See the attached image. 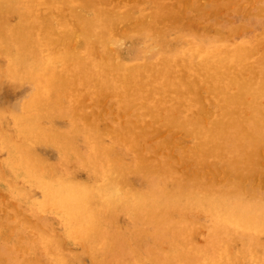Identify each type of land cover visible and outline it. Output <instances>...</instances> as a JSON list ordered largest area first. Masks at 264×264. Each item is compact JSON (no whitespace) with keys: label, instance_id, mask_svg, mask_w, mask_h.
I'll list each match as a JSON object with an SVG mask.
<instances>
[{"label":"bare ground","instance_id":"6f19581e","mask_svg":"<svg viewBox=\"0 0 264 264\" xmlns=\"http://www.w3.org/2000/svg\"><path fill=\"white\" fill-rule=\"evenodd\" d=\"M229 1L0 0V264H264V32L228 16L264 0Z\"/></svg>","mask_w":264,"mask_h":264},{"label":"rangeland","instance_id":"374dc122","mask_svg":"<svg viewBox=\"0 0 264 264\" xmlns=\"http://www.w3.org/2000/svg\"><path fill=\"white\" fill-rule=\"evenodd\" d=\"M135 1H139V2H146V1H149V0H115L116 3H118L120 6L124 7V5H127L125 8H128L130 7L131 9H134V11H137L138 10V6L137 5H131L132 3H135ZM183 0H164V4L167 5L170 10L169 11H165L164 12V15L165 17L168 16L169 17H172V15L176 14V12L178 11V7H180V4ZM194 5L196 6H200L202 5V3L205 1V0H190ZM231 1V0H230ZM229 1V2H230ZM248 0H238V2L240 4H244L246 3ZM218 6H219V2L218 1H215V5H210V4H206L205 7H206V10H210L212 12H217V9H218ZM228 7V6H227ZM229 8V7H228ZM230 9V8H229ZM175 12V13H174ZM178 13V12H177ZM256 14V9H253L251 10L248 14L246 15H243V16H250V17H253L254 15ZM212 16H215L211 19H217V18H221L222 15L221 14H210ZM229 18L231 20H234L235 24H239L241 22V26H242V29L238 30V36H240L241 39H245L247 36L249 37V35H251L252 33L254 32H259V33H262L264 32V29L262 26H258V27H253L252 29L249 28V32L247 31V27L245 26V21H241V15L240 14H237L235 13L234 14V17L233 16H230L228 15ZM206 21V19H203L201 22L204 23ZM234 22H230L229 25H223L222 26V29L229 33L230 32V26H232L234 24ZM218 34V33H217ZM72 35H76V33L73 32ZM170 36V35H169ZM173 38L172 34L169 38ZM172 40L174 41H177L178 39L177 38H173ZM248 42V41H247ZM179 42H173V44L177 45ZM71 46H75V43H72ZM27 87V86H26ZM26 87H23V88H19V87H16L15 85H13L11 82L9 81H6V86L0 90V103L7 109H11V108H17V104L15 102L16 98L17 99H20L21 96H23V94L25 93L26 91ZM109 97H113V96H109ZM115 97L114 99H110V102L112 103L113 101H115ZM7 102H10L8 106L7 105H4L6 104ZM90 102V108L94 109L96 112H98L100 115H102L103 118L106 117V115L104 114V110H103V107L101 106H94L93 103L89 100ZM110 102L107 104V107L110 105ZM112 105H110L109 107H111ZM109 111H111L113 113V109H110ZM144 112V110H143ZM131 116L134 118V119H138V115H140V110L138 109H132L130 112ZM116 117V116H115ZM151 119L149 117L145 118V121H150ZM140 121V120H139ZM147 124V122H145ZM155 128L154 130H150L149 131V140L152 144V146H156V150H157V153L162 155V154H169V150L167 149V147H161L159 146V144L157 143H161L162 142V146L164 143H166L167 141H169L172 136L175 134V129H170L168 128L166 125L162 124V123H158L156 125H154ZM190 148H191V144L189 145ZM54 150L47 147V146H42V152L46 155V156H50L51 153L53 152ZM183 152V154H185L186 152H188L186 149H182L181 150ZM180 151V152H181ZM179 152V153H180ZM173 153V151H172ZM5 156V153L4 151H0V158H3ZM52 160L56 161L57 159L56 158H53L51 157ZM213 162L211 161H206L205 165L207 167V165H210L212 164ZM177 164L176 167L177 169L179 170L180 169V166L181 164L180 163H175ZM254 174H252L253 172H250V176H255V180H259V179H264V166H260L258 167L256 170H254ZM39 193V192H37ZM77 251L81 250V247L80 246H77L76 248Z\"/></svg>","mask_w":264,"mask_h":264}]
</instances>
